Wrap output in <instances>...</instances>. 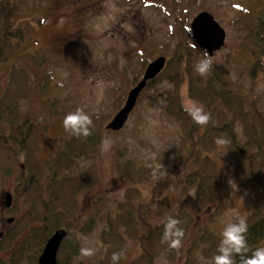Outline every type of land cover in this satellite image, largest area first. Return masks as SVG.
<instances>
[{
	"label": "rangeland",
	"instance_id": "374dc122",
	"mask_svg": "<svg viewBox=\"0 0 264 264\" xmlns=\"http://www.w3.org/2000/svg\"><path fill=\"white\" fill-rule=\"evenodd\" d=\"M12 1L17 7L12 20L24 26L26 32L12 58L0 64V83L6 81L12 63L24 68L29 74L32 89L28 97L20 101V110L28 113L29 119L35 124L30 129L37 136V157L54 156L69 133H72L63 126V119L70 112L82 109L88 116L97 115L103 121L91 150L63 169L64 173L75 175L92 165L97 169V183L77 195V210L70 222L79 242V250L70 259V264H98L107 249L101 239L105 213L116 211L117 204L124 199L131 185L116 176L113 164L116 152L124 159L145 162L161 150L168 149L180 134V122L168 113L169 100L166 98L176 88L164 76L145 85L140 91L124 127L114 132L105 129L107 121L122 106L128 89L141 78V75H137L141 59L145 57L152 60L159 55L168 59L174 45L181 41V25L190 30L193 16L207 11L225 31L224 45L211 56L207 55L204 48L197 49L194 64L202 60L205 54L206 58L220 65L227 73L230 90L243 96V104L254 97L258 101L257 105L264 110V74L259 73L253 81L247 74L254 57L258 59L259 48L251 41L246 42L249 33L242 30L243 18L235 22L234 0H175L176 10L170 3L161 0ZM62 12L74 15V18L59 17L57 20L56 13ZM190 35L189 40L197 44L192 33ZM63 36L69 37L60 42ZM180 80L178 94L183 107L192 110L195 105L205 112L199 102L187 97L182 76ZM213 159L221 167V197L215 198L199 212L191 203L189 210L194 221L185 240L177 248V259L174 262L156 259L153 264H182L187 248L199 232L209 228L214 241L220 239L221 242L222 231L227 223L246 219L261 208L264 180L259 184H237L233 180V155L221 143L213 153ZM19 167L10 175L0 173V217L5 192H10L14 200L15 187L23 182L24 176H18ZM47 173V168L43 167L40 184H45L44 176ZM183 176L184 173L172 175L173 184L165 192L171 200V211L176 210L180 200L179 189L183 184ZM149 182L138 184L141 194L139 202L149 199L152 188ZM191 190L187 197L192 202ZM17 197L10 208L4 207L5 216L2 220L12 216L15 221L26 211L28 206L25 196ZM97 198L99 201L95 204ZM217 200L223 202V208L218 213L214 212ZM89 221L93 222L92 229L81 233L80 228ZM13 223H9L6 228L12 227ZM16 241L8 246H0L2 264H11L9 257ZM207 245V242L198 243L194 253L202 264L207 263L208 258L201 254ZM85 247L92 248L93 255L83 256L82 249ZM261 247H264V240ZM37 250L38 247L29 248L18 264H31ZM139 253L140 246L130 243L118 264H128ZM137 261L133 264H137Z\"/></svg>",
	"mask_w": 264,
	"mask_h": 264
},
{
	"label": "trees",
	"instance_id": "16d2710c",
	"mask_svg": "<svg viewBox=\"0 0 264 264\" xmlns=\"http://www.w3.org/2000/svg\"><path fill=\"white\" fill-rule=\"evenodd\" d=\"M161 1L170 3L177 9L175 0ZM16 8L14 1L0 0V64L12 58L26 32L24 26L17 25L12 20ZM181 28V41L174 45L171 55L166 59L167 64L155 78L146 83L152 84L161 76L168 77L173 82L176 90L166 97L169 100L167 109L180 122L179 137L172 141L168 149L161 150L145 162L124 159L116 152L113 163L116 176L131 185L124 199L117 204L116 211L105 213L101 239L107 249L98 264H113V253H120L121 259L130 243H137L140 253L128 264L137 260V264H153L156 259L168 262L177 259V247L171 246L175 239L165 238L167 217L171 216L179 221L176 227L183 231L181 243L194 221L189 210L191 203L199 212L215 198L221 197V167L213 159L220 141H227L223 146L233 155V180L237 184H259L264 180V110L257 105L258 101L254 97L245 100L243 104V96L230 90L227 73L220 65L212 63V68L206 75L197 73L194 66L195 54L197 49L203 48L189 40L191 32L188 27L182 25ZM245 30L246 34L249 33L246 42L251 41L259 48L258 59L255 60L254 57L248 66L247 74L253 81L259 73L264 74V33L254 34L250 29ZM205 58L204 54L203 59ZM148 61L145 57L141 59L138 76L142 75ZM181 76L186 85L187 97L199 102L210 116L207 124H198L190 114L192 110L183 107L178 94ZM30 83L27 71L15 63H12L6 81L0 83V173L10 175L20 165L18 176L24 177L23 182L15 187L13 203L17 201V196L22 195L28 206L22 216L15 219L13 226L5 231L2 246H8L19 238L14 248L12 247L9 257L11 264H18L29 248L38 247L37 254L32 256L31 261V264H35L39 250L47 238L54 230L63 228L66 235L57 250L56 261L57 264H70V259L79 250V242L70 222L77 210V195L82 190L93 187L98 181V175L94 165L76 175L66 174L63 169L91 150L103 121L97 115L89 116L92 121L89 135L69 133L54 156L38 158L37 136L30 129L35 124L29 119L28 113L20 110V101L28 97L27 94L32 89ZM43 167L48 171L44 176V185L39 183ZM182 173L184 176L179 189L180 200L176 210L171 211V200L165 192L173 184L172 175ZM148 182L152 185L150 197L139 202L141 194L138 184ZM190 190L193 191L192 202L187 197ZM98 201L97 198L94 203ZM261 202V208L245 219L248 225L245 234L247 246L241 252L233 253L234 264H246L247 257H251L264 240V196ZM222 208V200H217L214 212L218 213ZM92 225V221L86 222L80 228L81 233L89 232ZM209 230L206 228L197 234L194 242L187 248L182 264H202L194 254L200 242L208 243L201 251L208 258L206 264H214L222 240L214 241Z\"/></svg>",
	"mask_w": 264,
	"mask_h": 264
},
{
	"label": "water",
	"instance_id": "95a60500",
	"mask_svg": "<svg viewBox=\"0 0 264 264\" xmlns=\"http://www.w3.org/2000/svg\"><path fill=\"white\" fill-rule=\"evenodd\" d=\"M190 31L196 40L197 45L204 48L208 56H211L214 51H217L224 45L225 31L215 20L212 14L207 11H201L193 16L190 23ZM166 62V57L162 55L149 61L143 70L141 78L130 88L126 94L122 106L105 124V129L117 131L121 129L128 120L130 110L133 109L137 96L140 91L145 88L148 80L155 78V76L162 70ZM12 202V195L10 192H5L4 206L9 207ZM13 220V217H8L7 221ZM2 233L0 232V237ZM66 235V230L58 228L47 238L36 264H57L56 254L61 241Z\"/></svg>",
	"mask_w": 264,
	"mask_h": 264
},
{
	"label": "clouds",
	"instance_id": "9594fccd",
	"mask_svg": "<svg viewBox=\"0 0 264 264\" xmlns=\"http://www.w3.org/2000/svg\"><path fill=\"white\" fill-rule=\"evenodd\" d=\"M212 63L211 59H202L195 65V71L201 76L206 75L211 70ZM190 114L198 124H207L210 119V116L202 108L195 105ZM91 122V118L82 109H77L64 117L63 126L74 134L87 136L90 134ZM220 143L221 145H226L227 141L222 140ZM178 223V220L170 216L167 217L165 224V238H174L175 243L171 246L177 248L180 246V238L183 236L182 229L176 227ZM247 231L248 225L243 218L235 223H227L222 231L219 255L215 256L214 264H234L233 253H239L247 246L245 235ZM93 251L92 248L85 247L82 249V255L91 256ZM111 259L113 264H115L120 259V253H113ZM246 264H264V247L256 249L251 257H247Z\"/></svg>",
	"mask_w": 264,
	"mask_h": 264
},
{
	"label": "flooded vegetation",
	"instance_id": "af4514ba",
	"mask_svg": "<svg viewBox=\"0 0 264 264\" xmlns=\"http://www.w3.org/2000/svg\"><path fill=\"white\" fill-rule=\"evenodd\" d=\"M234 1H236L234 5L236 8V9L234 8V11L236 12L235 22H237L238 19L243 18L241 22L244 23V28L242 30L246 31L245 29H250L251 30L250 32H253L254 34H258L260 32L264 33V0H234ZM59 17L74 18V15H67V13H63V12L56 13L55 18H57L58 20ZM185 23L186 22H184V24ZM238 28L241 30L239 25H238ZM68 37L69 36H63L59 41L61 42V41L67 40ZM4 207L8 209L11 206L9 207L4 206ZM4 207L2 206L3 208L2 217H0V232L2 233L0 237V246L3 245L2 239H3L4 234L6 233L5 231L9 229V228H6V226L9 223H13L14 221V220H11L10 222L7 221V217H5V220H2L3 217L5 216Z\"/></svg>",
	"mask_w": 264,
	"mask_h": 264
}]
</instances>
